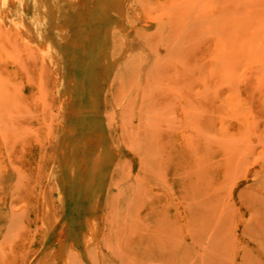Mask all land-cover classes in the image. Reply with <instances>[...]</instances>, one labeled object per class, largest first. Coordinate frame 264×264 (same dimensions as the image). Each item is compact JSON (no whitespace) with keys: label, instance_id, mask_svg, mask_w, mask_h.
<instances>
[{"label":"rangeland","instance_id":"obj_1","mask_svg":"<svg viewBox=\"0 0 264 264\" xmlns=\"http://www.w3.org/2000/svg\"><path fill=\"white\" fill-rule=\"evenodd\" d=\"M180 1L0 0V264H264V0Z\"/></svg>","mask_w":264,"mask_h":264},{"label":"bare ground","instance_id":"obj_2","mask_svg":"<svg viewBox=\"0 0 264 264\" xmlns=\"http://www.w3.org/2000/svg\"><path fill=\"white\" fill-rule=\"evenodd\" d=\"M187 1H188V0H187ZM189 1H190V0H189ZM189 1L187 2L188 5H190L191 3H193L194 0H193L191 3H190ZM180 2H181V1H180ZM184 2H186V0L183 1V2H181V4L184 3ZM177 3H178V2H177ZM189 3H190V4H189ZM174 4H175L176 7L172 9V12H173V10H174V16H176V14H179V13H176V12H177L176 10H178V11H180V10H179V9H176V8H178L177 5H176V2H175ZM179 4H180V3H179ZM184 5L186 6L185 3H184ZM184 5H182V6H184ZM194 5H195L196 7H194ZM178 6H179V5H178ZM182 6H179V7H182ZM185 6H184V7H185ZM190 6H192V7H190V8H192L191 11H193V10H195V9L197 8V5H196V4H192V5H190ZM173 7H174V6H173ZM188 7H189V6H188ZM193 7H194V8H193ZM171 8H172V7H171ZM169 9H170V8H169ZM169 9H168V10H169ZM175 9H176V10H175ZM181 9H183V7H182ZM184 9H185V8H184ZM170 10H171V9H170ZM170 10H169V11H170ZM175 11H176V12H175ZM167 12H168V11H167ZM170 12H171V11H170ZM168 13H169V12H168ZM175 13H176V14H175ZM170 15H173V13H172V14L170 13ZM182 15H183V14H182ZM177 16H178V15H177ZM171 18H172V17H171ZM171 18H170V16H169V19H171ZM103 54L105 55V58H106V60H107L108 63H109V66L112 67V64H111V56L108 54V52H104Z\"/></svg>","mask_w":264,"mask_h":264}]
</instances>
